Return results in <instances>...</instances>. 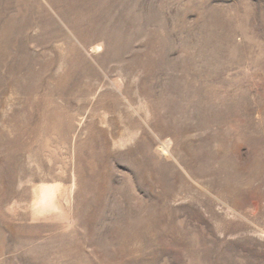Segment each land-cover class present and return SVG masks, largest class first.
Masks as SVG:
<instances>
[{
    "label": "rangeland",
    "instance_id": "374dc122",
    "mask_svg": "<svg viewBox=\"0 0 264 264\" xmlns=\"http://www.w3.org/2000/svg\"><path fill=\"white\" fill-rule=\"evenodd\" d=\"M0 264H264V0H0Z\"/></svg>",
    "mask_w": 264,
    "mask_h": 264
}]
</instances>
